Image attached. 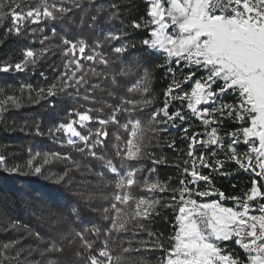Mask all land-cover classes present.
<instances>
[{
	"label": "snow or ice",
	"instance_id": "6c2138e0",
	"mask_svg": "<svg viewBox=\"0 0 264 264\" xmlns=\"http://www.w3.org/2000/svg\"><path fill=\"white\" fill-rule=\"evenodd\" d=\"M31 0H29V3ZM148 4L147 17L140 21L133 20L134 29L147 32L145 38L139 41L142 48L163 54L167 60L175 59L177 65L187 68V74L177 79L168 66L172 80L164 90L163 107L151 112V120L159 121L165 131L169 126L179 127L191 123L194 118L199 121L202 131L192 132L184 128L188 139L187 159L176 162L181 179L179 186L170 188L167 182L144 177L137 179L138 169L131 168L126 161H134L144 153L145 126L136 118L138 110L152 105L150 99L137 100L132 95L121 94V78L129 77L140 66L137 58L132 64H125V59L136 50L137 45L129 40L126 32L118 30L109 32V51L103 52L99 41L94 47H89L85 38L62 39L64 71L52 78L44 72L40 75L51 83L36 89L37 96L55 97L61 92L75 88L77 97L83 91L82 99L86 102L101 103L110 109L107 118L94 116L101 113L100 108H79L70 110L67 122H60L49 129L48 134L56 136L63 133L67 145L78 153L100 163L103 169L115 174L117 192L110 209H105V220H110V226L104 229V246L97 248L94 240L86 234L99 237L101 228L92 225L83 231L76 232L86 264H134L128 258L134 252L162 250L163 255L158 264H264V0H146ZM77 0H39L35 6L21 7L19 0H0V26L6 19L11 20V26L6 35H23L25 32H35L32 25L42 21H55L71 9L66 4L76 5ZM119 6L113 4L109 19L118 17ZM93 24L97 20L92 18ZM84 18H81L83 25ZM90 24L89 27H92ZM43 33L44 29L41 28ZM53 35L56 29L52 28ZM48 39L44 36V41ZM44 41H41L43 44ZM87 53L90 54H86ZM47 49L39 53L32 48H25L22 59L18 62H8L0 65V72H25L29 65H35ZM112 56V59H109ZM91 62L84 69L82 61ZM119 64V67L116 65ZM162 65L160 67H165ZM55 74L57 66H52ZM199 73H203L196 78ZM92 78L97 82L93 83ZM191 84L188 91L183 86ZM150 74L147 70L143 75L125 88L126 93L141 96L150 95ZM106 83L108 86H102ZM33 91L31 84L21 85V88ZM107 92L109 98H115L117 103L108 104L103 97L97 98L96 92ZM230 94V95H229ZM18 98L7 96L0 100V112L6 110L5 105L11 101L17 104ZM231 100L232 102H227ZM179 102L181 107L170 111V105ZM186 103V108H185ZM54 106V104H53ZM82 107V106H81ZM127 114V122L120 125L122 114ZM162 117V119H161ZM232 120L240 126L233 131L221 135L225 120ZM98 121L100 127L95 133L87 135L78 130L86 127L88 122ZM117 124L128 131L126 141L114 144L115 156L107 158L104 154L106 140L109 136L108 125ZM37 135H44L39 128ZM121 141L119 133L113 134ZM82 143L83 146H79ZM244 144L246 150L240 152L238 146ZM174 147V143L169 145ZM199 150V154L198 153ZM223 154L224 159H219ZM183 155V154H181ZM69 159L59 153L46 154L44 162L49 159ZM118 158L120 163L114 162ZM226 161L235 162L238 170L251 172L254 178L251 187L242 196L228 197L236 202V207H226L220 200L225 199L223 192L212 187L211 174H205L204 169L220 175H232L223 171ZM154 165L167 163L163 156L153 158ZM35 173H41V167L32 165ZM0 166L5 171L15 174L18 167L7 168L5 156L0 155ZM77 167L79 163L77 162ZM154 169H149L153 171ZM103 175V172L98 173ZM64 177H60L62 181ZM204 182L205 187H199ZM136 186L148 195H135L131 189ZM170 193V202L165 208H171L174 213L173 232L165 240L161 234L151 230L148 223L153 216L159 215L157 206L162 201L154 198L153 193ZM217 195L220 200L207 198ZM76 209H73L75 212ZM111 211L113 215L107 213ZM168 218L165 217V220ZM131 237L126 241L128 247L123 248L121 255L113 256L109 250V241L117 239V235ZM147 236V239L140 237ZM225 242H232L244 252V258L229 249ZM16 242L5 243L0 248V264L16 260L8 255ZM124 241H122V244ZM137 247H133V246ZM22 251V250H21ZM46 252H60L55 242ZM55 264V261H49ZM135 264H143L142 261Z\"/></svg>",
	"mask_w": 264,
	"mask_h": 264
},
{
	"label": "trees",
	"instance_id": "16d2710c",
	"mask_svg": "<svg viewBox=\"0 0 264 264\" xmlns=\"http://www.w3.org/2000/svg\"><path fill=\"white\" fill-rule=\"evenodd\" d=\"M22 8L35 6L39 0H19ZM51 2V0H49ZM118 5L119 15L110 20L111 6ZM71 11L61 18L41 22L39 25H32L36 28L33 33L25 32L23 35H6L7 29L11 26V20L6 19L3 26H0V65L8 62H18L22 59V52L25 48H32L36 52L47 49L43 56L33 65H29L25 72H0V100L7 96L18 98L17 104L13 105L8 101L5 105L6 110L0 112V155L5 156L7 168L18 167L19 172L12 174L5 171L4 166H0V248L5 243L16 242L8 255L15 257L17 251L21 254L16 260L6 261L5 264H49V261H55V264H86L83 255L84 249L80 247V241L76 237V232L97 225L101 228L99 237L90 233L86 234L88 239L96 242L97 248L103 247V241L106 238L104 229L110 226V220H105V209H110L111 203L117 192L115 183L118 177L115 174L103 169L99 162L81 154L75 148L67 145L63 133L56 136L49 135L48 131L54 125L60 122H67L70 118V110L79 108H100L101 113L93 112L94 116L107 118L110 109L103 107L101 103L86 102L82 99L83 91L77 97L76 89L72 88L61 92L55 97L43 98L37 96L36 89L52 82V79L45 81L40 75L44 72L46 76L52 78L64 71L62 39L85 38L89 47H94L95 42L99 41L103 52L109 51V41L106 36L109 32L122 30L129 36L131 42L136 43L137 48L131 56L125 59V64H132L134 59L141 61V66L129 77L121 78V94L132 95L135 99H150L152 105L138 110L136 118L142 121L145 126V137L143 155L134 161H126L131 168L138 169L137 179L143 181L144 177L158 179L161 182H167L170 188L179 186L181 179L179 170L174 166L176 162L187 159L188 139L184 135V128L189 129V135L192 132L202 131L199 121L192 119L191 123L176 121L179 127L169 126L165 131L160 127L159 121L151 120V112L157 108L163 107L164 90L172 80V74L168 73L170 66L177 79H182L187 74V68L182 64L177 65L175 59L167 60L159 53L142 48L139 41L145 38L147 32L142 29H134L132 21H140L142 18L146 21L148 4L146 0H77L76 5L66 4ZM97 20L93 24L92 17ZM84 18L83 25L81 18ZM93 24L92 27H89ZM56 29L53 35L52 28ZM44 32L41 33L40 29ZM44 36L48 39L44 41ZM41 41H44L43 44ZM86 54L87 53L86 50ZM112 59V56H109ZM84 69L91 66V62L82 61ZM57 66L54 74L52 66ZM167 65L165 67H160ZM119 67V64L116 65ZM150 74L149 91L150 95L141 96L139 93L128 94L125 88L139 79L144 71ZM203 73H199V78ZM92 82H97L92 78ZM31 84L33 91H29L21 85ZM191 82L183 86V90H190ZM102 86L107 87L106 83ZM230 95V94H229ZM96 97H103L106 103L113 104L118 101L115 98H109L107 92H96ZM227 102H232L228 100ZM54 104V106H53ZM82 106V107H81ZM181 107L177 101L170 105V111H175ZM186 108V103H185ZM127 114H122L120 125L127 122ZM162 119V117H161ZM240 125L232 120H225L221 135L233 131ZM100 127L98 121L88 122L86 127H77L83 134L87 135L89 131L95 133ZM44 135H37V129ZM109 136L106 140L104 154L107 158L115 156L114 144L127 140L128 131L123 127L110 123L107 127ZM119 133L122 138L117 141L113 134ZM174 143V147H169ZM79 146H83L82 143ZM238 150H246L244 144L238 146ZM59 153L61 156H68L69 159H49L44 162L46 154ZM183 154V155H181ZM199 154V150L198 153ZM165 157L166 164L154 165L153 158ZM219 159L223 160V154ZM32 165L40 166L41 173L37 174ZM77 162L79 167H77ZM117 165L120 161L114 160ZM149 169H154L149 171ZM205 174H211L212 187L219 192H223L225 199L222 203L226 207H236V202L228 197L242 196L247 189L251 187L253 175L243 170H238V165L232 161L224 163L223 171L233 173L232 175H220L211 172V169H204ZM103 172V175L98 173ZM60 177H64L61 181ZM199 187L204 188V182H200ZM131 191L139 195H148L142 192L140 188L134 186ZM154 198L162 201L157 206L159 215L153 216L149 224L152 231L161 234L166 240L173 232L174 213L171 208H165L164 205L170 202V193H153ZM208 200L217 199L218 196L207 197ZM203 198V199H207ZM221 202V201H220ZM73 209H76L73 212ZM113 215L111 211L107 213ZM165 217L168 219L165 220ZM117 235V234H113ZM128 235H117V239L109 241V250L113 256L121 255L123 248L128 247L126 241L130 239ZM147 239V236L140 237ZM122 241L124 243L122 244ZM55 242L57 247L62 248L60 252L49 253L45 250ZM230 250L235 251L244 258V252L232 242H225ZM134 248L137 246H133ZM22 250V251H21ZM128 258L135 262L142 261L143 264H158L163 255L162 250L134 252Z\"/></svg>",
	"mask_w": 264,
	"mask_h": 264
},
{
	"label": "rangeland",
	"instance_id": "374dc122",
	"mask_svg": "<svg viewBox=\"0 0 264 264\" xmlns=\"http://www.w3.org/2000/svg\"><path fill=\"white\" fill-rule=\"evenodd\" d=\"M192 83H194V81H192V82H191V84H192ZM190 88H191V85H190ZM87 124H88V123H87ZM77 127H80V126H79V125H77ZM212 196H213V195H212ZM205 200H208V198H207V199H205ZM211 200H212V199H211ZM208 201H210V200H208ZM233 244H234V243H233ZM234 245H235V244H234Z\"/></svg>",
	"mask_w": 264,
	"mask_h": 264
},
{
	"label": "built area",
	"instance_id": "2783aa9c",
	"mask_svg": "<svg viewBox=\"0 0 264 264\" xmlns=\"http://www.w3.org/2000/svg\"><path fill=\"white\" fill-rule=\"evenodd\" d=\"M248 173L254 176V174H252L251 172H248ZM218 200H220L219 196H218ZM220 201L222 202L223 200H220Z\"/></svg>",
	"mask_w": 264,
	"mask_h": 264
}]
</instances>
